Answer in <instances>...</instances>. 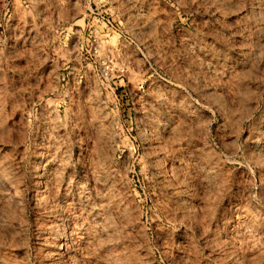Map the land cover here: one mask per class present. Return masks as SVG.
Here are the masks:
<instances>
[{"label":"rangeland","instance_id":"374dc122","mask_svg":"<svg viewBox=\"0 0 264 264\" xmlns=\"http://www.w3.org/2000/svg\"><path fill=\"white\" fill-rule=\"evenodd\" d=\"M0 121V264H264V0H0Z\"/></svg>","mask_w":264,"mask_h":264},{"label":"bare ground","instance_id":"6f19581e","mask_svg":"<svg viewBox=\"0 0 264 264\" xmlns=\"http://www.w3.org/2000/svg\"><path fill=\"white\" fill-rule=\"evenodd\" d=\"M190 46H191V45H190ZM194 47H195V46H194ZM193 49H194V48H193ZM205 62H206V61H205ZM211 62H212V61H211ZM216 69H217V68H216ZM215 71H216V70H215ZM222 72H223V71H222ZM207 94H208V93H207ZM8 105H9V104H8ZM4 114H5V113H4ZM18 115H19V114H18ZM0 122H1V121H0ZM15 125H16V124H15ZM160 125H161V124H160ZM159 127H160V126H159ZM0 130H1L0 137L2 136V139H3L4 137H6L8 140L11 139L12 135H11V133H10V129H4V128L2 129V128H0ZM46 133H47V132H46ZM14 134H15V133H14ZM21 134H22V133H21ZM42 134H43V133H42ZM34 136H35V135H34ZM47 136H48V135H47ZM36 137H37V136H36ZM16 138H18V137H16ZM43 138H44V137H43ZM46 138H47V137H46ZM263 138H264V137H263ZM12 139H13V138H12ZM44 139H45V138H44ZM47 139H48V138H47ZM99 139H100V138H99ZM5 140H6V139H5ZM6 141H7V140H6ZM41 141H43V140H41ZM2 142H3V140H2ZM7 142H9V141H7ZM5 143H6V142H5ZM261 143H262V142H261ZM0 144H2V143H0ZM263 144H264V143H263ZM37 147H38V146H37ZM1 148H2V147H1ZM8 148H10V147H8ZM257 149H258V148H257ZM5 151H6V150H5ZM10 151H11V150H10ZM10 151H9V152H10ZM109 152H110V151H109ZM257 152H258V151H257ZM1 153H3V152H0V168H2V171H3V170L6 169V168L8 169V167H7V162H6L5 159H4L5 156L3 155V156H4V157H3V156L1 155ZM11 153H12V152H11ZM42 154H43V153H42ZM53 154H54V153H53ZM14 155H15V154H14ZM20 155H22V154H20ZM101 155H102V154H101ZM41 156H42V155H41ZM49 156H50V155H49ZM49 156H48V157H49ZM263 157H264V156H263ZM16 158H17V157H16ZM49 158H50V157H49ZM59 158H61V157H59ZM106 158H107V157H106ZM26 159H27V158H26ZM9 160H10V159H9ZM19 160H20V159H19ZM10 161H11V160H10ZM13 161H14V160H13ZM46 161H47V160H46ZM50 161H51V160H50ZM37 162H38V161H37ZM41 162H42V161H41ZM52 162H53V161H52ZM8 163H11V162L8 161ZM12 163H13V162H12ZM33 163H34V161H33ZM42 163H43V162H42ZM44 163H46V162L44 161ZM53 163H54V162H53ZM57 163H58V162H57ZM63 163H64V162H63ZM13 164H14V163H13ZM20 164H21V163H20ZM36 164H37V163H36ZM36 164H35V165H36ZM39 164H40V163H39ZM8 165H9V164H8ZM32 165H33V164H32ZM46 165H47V164H46ZM48 165H49V163H48ZM36 166H37V165H36ZM42 166H43V165H42ZM57 166H58V165H57ZM9 167H10V166H9ZM13 167H14V166H13ZM37 167H38V166H37ZM55 167H56V166H55ZM207 167H208V166H207ZM42 168H43V167H42ZM63 168H64V167H63ZM76 168H77V167H76ZM12 169H13V168H12ZM38 169H39V168H38ZM46 169H47V168H46ZM73 169H74V168H73ZM90 169H91V168H90ZM10 170H11V169H10ZM13 170H14V169H13ZM13 170H12V171H13ZM32 170H33V169H32ZM40 170H41V169H40ZM52 170H54V169H52ZM60 170H61V169H60ZM2 171L0 170V172H2ZM5 171H6V170H5ZM8 171H9V170H7V172H8ZM45 171H46V170H45ZM45 171H44V173H45ZM50 171H51V170H50ZM58 171H59V170H58ZM59 172H60V171H59ZM73 172H74V171H73ZM3 173H4V172H3ZM10 173H12V172H10ZM16 173H17V172H16ZM31 173H32V172H31ZM54 173H55V172H54ZM52 174H53V172H52ZM52 174H51V176H52ZM73 174H74V173H73ZM98 174H99V173H98ZM0 175H1V174H0ZM5 175H6V174H5ZM49 175H50V174H49ZM54 175H55V174H54ZM54 175H53V176H54ZM78 175H79V174H78ZM1 176H2V175H1ZM10 176H11V175H10ZM19 176H20V175H19ZM47 176H48V175H47ZM51 176H49V177H51ZM67 176H68V175H67ZM73 176H74V175H73ZM11 177H12V176H11ZM26 177H27V176H26ZM32 177H33V180H34L35 182H42L41 184H44L43 181H46V177H45V175H43L42 171H35V172H34V175H33ZM54 177H57V176H54ZM54 177H53V178H54ZM65 177H66V176H65ZM261 177H262V176H261ZM1 178H2V177H1ZM60 178H61V177H60ZM70 178H71V177H70ZM49 179H50V178H49ZM66 179H67V177H66ZM68 179H69V178H68ZM68 179H67V182L70 181V180H68ZM78 179H79V178H78ZM78 179H77V180H78ZM1 180H2V179H1ZM23 180H25V179H23ZM50 180H51V179H50ZM50 180H49V181H50ZM52 180H56V179H52ZM73 180L76 181L75 178H74ZM3 181H4V180H3ZM47 181H48V180H47ZM47 181H46V182H47ZM57 181H58V180H57ZM75 181H74V182H75ZM78 181H79V180H78ZM101 181H102V180H101ZM17 182H18V181H17ZM17 182H16V183H17ZM23 182H24V181H23ZM30 182H31V181H30ZM54 182H55V181H54ZM62 182L64 183V181H62ZM1 183H2V182H1ZM3 183H4V182H3ZM3 183H2V185H0V192H2V191L4 190V189H3V188H4ZM49 183H52V182H49ZM56 183H57V182H56ZM60 183H61V182H60ZM94 183H95V182H94ZM5 184L7 185V183H5ZM5 184H4V185H5ZM9 184H10V183H9ZM13 184H14V182H13ZM68 184H72V183H68ZM18 185H19V184H18ZM44 185H45V184H44ZM77 185H79V184H77ZM93 185H94V184H93ZM9 186H10V185H9ZM52 186H53V185H52ZM61 186H62V185H61ZM63 186H64V185H63ZM75 186H76V185H75ZM95 186H96V185H95ZM6 187L8 188V192H9L10 189H9L8 185H7ZM29 187H30V186H29ZM39 187H40V186H39ZM43 187H44V186H43ZM57 187H58V186H57ZM73 187H74V186H73ZM97 187H98V186H97ZM10 188H11V187H10ZM13 188H14V187H13ZM13 188H12V189H13ZM32 188H33V187H32ZM32 188H31V190H33ZM44 188H46V187H44ZM68 188H69V186H68ZM89 188H92V187H89ZM89 188H88V189H89ZM93 188H94V187H93ZM1 189H2V190H1ZM14 189H15V188H14ZM37 189H38V187H37ZM46 189H47V188H46ZM50 189H52L51 186H50ZM50 189H49V190H50ZM53 189H55V188H53ZM59 189H60V187H59ZM61 189H62V188H61ZM61 189H60V190H61ZM64 189H65V188H64ZM70 189H71V188H70ZM74 189H75V188H74ZM6 190H7V189L5 188V191H6ZM18 190H19V189H18ZM65 190H66V189H65ZM80 190L82 191V189H80ZM10 191H11V190H10ZM38 191H39V189H38ZM40 191H41V189H40ZM58 191H59V190H58ZM75 191H76V190H74V192H75ZM85 191H86V189H85ZM91 191H92V189H91ZM94 191H95V190H94ZM113 191H114V190H113ZM6 192H7V191H6ZM16 192H17V191H16ZM36 192H37V191H36V188H35V193H36ZM44 192H45V191H44ZM56 192H57V191H56ZM59 192H60V191H59ZM66 192H67V190H66ZM77 192H78V191H76V193H77ZM20 193H21V192H20ZM31 193H32V192H31ZM47 193H48V192H47ZM49 193H52V192H49ZM61 193H62V192H61ZM61 193H60V194H61ZM63 193H64V191H63ZM67 193H68V192H67ZM85 193H86V192H85ZM89 193H90V192H89ZM94 193H96V192H94ZM111 193H112V192H111ZM5 194H6V193H5ZM9 194H10V193H9ZM33 194H34V193H33ZM53 194H54V192H53ZM113 194H114V192H113ZM121 194H122V192H121ZM0 195H1V194H0ZM6 195H7V194H6ZM12 195H13V193H12ZM21 195H22V194H21ZM40 195H41V194H40ZM55 195H57V194H55ZM55 195H54V197H55ZM63 195H64V194H63ZM70 195H71V192H70ZM80 195H81V193H80ZM95 195H96V194H95ZM260 195H261V194H260ZM2 196L4 197V194H3V193H2ZM2 196H1V198H2ZM15 196H16V195H15ZM46 196H47V195H46ZM81 196H82V195H81ZM84 196H85V195H84ZM112 196H113V195H112ZM9 197H10V196H9ZM35 197H36V196H35ZM41 197H42V196H41ZM48 197L51 198V195H49ZM52 197H53V196H52ZM58 197H60V196H58ZM61 197H62V195H61ZM66 197H67V196H66ZM68 197H69V196H68ZM71 197H72V196H71ZM76 197H77V196H76ZM78 197H79V195H78ZM78 197H77V198H78ZM93 197H94V196H93ZM96 197H97V196H96ZM100 197H101V196H100ZM116 197H117V196H116ZM4 198H5V197H4ZM10 198H12V197H10ZM14 198H15V197H14ZM55 198H56V197H55ZM74 198H75V197H74ZM77 198H76V199H77ZM83 198H84V197H83ZM83 198H81V199H83ZM85 198H86V197H85ZM87 198H88V196H87ZM87 198H86V200H87ZM122 198H123V197H122ZM5 199H6V198H5ZM5 199H4V200H5ZM15 199H18V198L16 197ZM33 199H34V201H35V198H33ZM36 199H37V197H36ZM38 199H39V198H38ZM51 199H53V198H51ZM51 199H50V200H51ZM90 199H91V198H90ZM7 200H8V199H7ZM18 200H19V199H18ZM39 200H40V199H39ZM55 200H56V199H55ZM58 200L60 201V199H58ZM62 200H63V199H62ZM68 200H69V199H68ZM77 200H79V199H77ZM88 200H89V198H88ZM92 200H93V199H92ZM92 200H91V201H92ZM115 200H117V199H115ZM8 201H9V200H8ZM11 201H13V202L15 203L14 200L11 199ZM19 201H20V200H19ZM98 201H99V200H98ZM102 201H103V200H102ZM0 202H4V201H1V199H0ZM13 202H11V203L13 204ZM35 202H37V201H35ZM44 202H45V201H44ZM48 202H49V201H48ZM48 202H47V203H48ZM50 202H51V201H50ZM50 202H49V203H50ZM70 202H71V201H70ZM106 202H107V201H106ZM110 202H111V201H110ZM119 202H120V201H119ZM5 203H6V202H5ZM11 203H10V204H11ZM37 203H38V202H37ZM41 203H42V202H41ZM63 203H65V202H63ZM66 203H67V202H66ZM82 203H83V202H82ZM82 203H81V204H82ZM93 203H94V202H93ZM96 203H97V202H96ZM100 203L102 204V202H100ZM100 203H99V204H100ZM114 203H115V202H114ZM0 204H1V203H0ZM12 204H11V205H12ZM39 204H40V203H38V205H39ZM54 204H55V203H54ZM56 204H57V201H56ZM117 204H118V203H117ZM8 205H9V204H8ZM18 205H19V204H18ZM18 205L16 206V203H15V206H14V204H13L14 207H18ZM33 205H34V204H33ZM58 205H59V204H58ZM64 205H65V204H64ZM68 205H69V204H68ZM75 205L77 206V204H75ZM82 205H83V204H82ZM91 205H92V204H91ZM96 205H97V204H96ZM112 205H113V204H112ZM118 205H119V204H118ZM1 206H2V205H1ZM3 206H4V205H3ZM6 206H7V205H6ZM24 206H25V205H24ZM36 206H37V205H36ZM69 206H70V205H69ZM83 206H84V205H83ZM83 206H82V207H83ZM109 206H110V205H109ZM113 206H114V205H113ZM121 206H122V205H121ZM7 207H8V206H7ZM14 207H13V208L11 207V208L14 209ZM21 207H22V206H21ZM49 207H51V206H49ZM52 207H53V206H52ZM61 207H62V205H61ZM91 207H92V206H91ZM96 207H97V206H96ZM100 207H101V206H100ZM1 208H2V207H1ZM18 208H19V207H18ZM24 208H25V207H24ZM58 208H59V207H58ZM78 208H79V207H78ZM87 208H88V207H87ZM89 208H90V207H89ZM4 209H5V207H4ZM7 209H8V208H7ZM42 209H43V208H42ZM44 209H45V208H44ZM48 209H49V208H48ZM52 209H53V208H52ZM67 209H68V208H67ZM72 209H73V208H72ZM75 209H76V208H75ZM75 209H73V210H75ZM82 209H83V208H82ZM84 209H85V208H84ZM98 209H99V207H98ZM110 209H111V208H110ZM115 209H117V208H115ZM240 209H242V208H240ZM243 209H244V208H243ZM251 209H252V208H251ZM0 210H2V209H0ZM10 210H11V209H10ZM10 210H9V211H10ZM46 210H47V209H46ZM61 210H62V209H61ZM65 210H66V209H65ZM119 210H120V209H119ZM9 211H8V212H9ZM14 211H15V210H14ZM14 211H13V213H14ZM37 211H39V210H37ZM42 211H43V210H42ZM53 211H54V210H53ZM53 211H52V212H53ZM58 211H59V209H58ZM62 211H64V210H62ZM77 211H78V210H77ZM83 211H84V210H83ZM85 211H86V210H85ZM95 211H96V209H95ZM0 212H1V211H0ZM4 212H6V211H4ZM35 212H36V211H35ZM50 212H51V211H50ZM54 212H55V211H54ZM71 212H72V211H71ZM97 212H98V211H97ZM106 212H107V210H106ZM111 212H112V211H111ZM119 212H120V211H119ZM18 213H19V212H18ZM60 213H61V212H60ZM74 213H75V212H74ZM77 213H79V211H78ZM81 213H82V212H81ZM93 213H95V212H93ZM0 214H1V213H0ZM14 214H16V213H14ZM41 214L44 215V213H41ZM48 214H49V213H48ZM55 214H56V213H55ZM65 214H66V213H65ZM67 214H68V213H67ZM79 214H80V213H79ZM103 214H105V213H103ZM120 214H121V213H120ZM60 215H61V214H60ZM62 215H63V214H62ZM71 215H72V214H71ZM73 215H74V214H73ZM107 215H109V214H107ZM2 216H3V215H2ZM6 216H7V215H6ZM46 216H47V215H46ZM74 216H75V215H74ZM82 216H84V214H82L80 217H82ZM86 216H87V215H86ZM91 216H92V213H91ZM91 216L89 215V217H91ZM98 216H100V214H99ZM101 216H102V215H101ZM0 217H1V216H0ZM4 217H5V216H4ZM12 217H13V216H12ZM51 217H53V216H51ZM56 217H57V215H56ZM58 217H59V216H58ZM61 217H62V216H61ZM66 217H67V215H66ZM94 217H95V215H94ZM1 218H2V217H1ZM6 218H7V217H6ZM78 218H79V217H78ZM85 218H86V217H85ZM85 218H84V219H85ZM105 218H106V217H105ZM4 219H5V218H4ZM56 219H57V218H56ZM84 219H83V220H84ZM87 219H89V218H87ZM87 219H85V220L87 221ZM126 219H127V218H126ZM37 220H38V219H37ZM49 220H50V219H49ZM51 220H52V219H51ZM57 220H58V219H57ZM57 220H56V221H57ZM80 220H81V219H80ZM92 220H93V219H92ZM95 220H96V219H95ZM56 221H55V222H56ZM73 221H74V220H73ZM76 221H77V220H76ZM64 222H65V221H64ZM66 222H67V221H66ZM66 222H65V223H66ZM80 222H81V221H80ZM91 222H92V221H91ZM91 222H90V223H91ZM100 222H101V221H100ZM19 223H20V222H19ZM19 223H18V224H19ZM29 223H30V222H29ZM44 223H46V222H44ZM60 223H61V222H60ZM67 223H68V222H67ZM74 223H75V222H74ZM76 223H78V222H76ZM250 223H251V222H250ZM11 224H13V223H11ZM33 224H34V222H33ZM51 224H52V223H51ZM61 224H62V223H61ZM80 224H81V223H80ZM86 224H87V223H86ZM95 224H96V221H95ZM245 224H246V223H245ZM2 225H3V224H2ZM5 225L8 226L7 224H5ZM36 225H37V224H36ZM48 225H49V227H51V225L47 223V226H48ZM55 225H56V224H55ZM62 225H63V224H62ZM82 225H83V223H82ZM90 225H91V224H89V226H90ZM96 225H97V224H96ZM105 225H106V224H105ZM241 225H242V224H241ZM18 226H19V225H18ZM63 226H64V225H63ZM63 226H62V227H63ZM65 226H66V224H65ZM117 226H118V225H117ZM13 227H14V224H13ZM25 227H26V226H25ZM40 227H41V226H40ZM56 227H57V226H56ZM60 227H61V226H60ZM70 227H71V226H70ZM77 227H78V226H77ZM81 227H86V226H81ZM226 227H227V226H226ZM20 228H21V227H20ZM65 228H67V227H65ZM72 228H74V227H72ZM87 228H88V225H87ZM89 228H90V227H89ZM118 228H119V227H118ZM118 228H117V229H118ZM7 229H8V228H7ZM43 229H44V228H43ZM45 229H46V228H45ZM60 229H61V228H60ZM91 229H92V228H91ZM93 229H95V228H93ZM246 229H247V228H246ZM9 230H10V229H9ZM41 230H42V229H41ZM48 230H49V229H48ZM58 230H59V229H58ZM67 230H68V229H67ZM72 230H74V229H72ZM79 230H80V229H79ZM86 230H87V229H86ZM86 230H83V231H86ZM95 230H96V229H95ZM97 230H98V229H97ZM101 230H102V229H101ZM126 230H127V229H126ZM253 230H254V229H253ZM18 231H19V230H18ZM39 231H40V230H39ZM99 231H100V230H99ZM239 231H240V230H239ZM243 231H244V230H243ZM255 231H256V230H255ZM255 231H254V232H255ZM20 232H21V231H20ZM41 232H42V231H41ZM65 232H66V231H65ZM72 232H73V231H72ZM72 232H71V233H72ZM74 232H76V230H74ZM86 232H88V231H86ZM96 232H97V231H96ZM96 232H95V233H96ZM246 232H247V231H246ZM1 233H2V232H1ZM37 233H38V232H37ZM37 233H36V234H37ZM105 233H107V232H105ZM14 234H15V233H13V235H14ZM19 234H20V233L18 232V235H19ZM36 234H35V235H36ZM38 234H39V233H38ZM68 234H69V233H68ZM77 234H79V233H77ZM86 234H88V236H89V232L86 233ZM110 234H111V233H110ZM52 235H54V234H52ZM75 235H76V233H75ZM81 235H83V234H81ZM94 235H95V234H94ZM232 235H233V233H232ZM235 235H236V234H235ZM254 235H255V234H254ZM254 235H253V236H254ZM21 236H22V235H21ZM48 236H49V235H48ZM55 236H56V235H55ZM86 236H87V235H86ZM88 236H87V238H88ZM102 236H105V235H102ZM22 237H23V236H22ZM53 237H54V236H53ZM79 237H81V236H79ZM83 237H84V236H83ZM99 237H101V235H100ZM99 237H98V238H99ZM232 237H233V236H232ZM39 238H40V237H39ZM55 238H56V237H55ZM85 238H86V237H85ZM90 238H91V236H90ZM96 238H97V237H96ZM103 238H104V237H103ZM263 238H264V237H262V239H263ZM16 239H17V238H16ZM36 239H38V238L36 237ZM42 239H43V238H42ZM45 239H47V238H45V236H44V240H45ZM77 239H78V238H77ZM83 239H84V238H83ZM88 239H89V238H88ZM88 239H87V240H88ZM4 240H5V239H4ZM14 240H15V239H14ZM44 240H43V241H44ZM85 240H86V239H85ZM89 240H90V239H89ZM91 240H92V239H91ZM99 240H100V239H99ZM213 240H214V239H213ZM15 241H16V240H15ZM79 241H80V240H79ZM81 241H82V240H81ZM93 241H95V240H93ZM36 242H37V241H36ZM44 242H45V241H44ZM51 242H52V241H51ZM97 242H98V241H97ZM241 242H242V241H241ZM46 243H47V242H46ZM82 243H83V242H82ZM94 243H95V242H94ZM111 243H112V242H111ZM260 243H261V242H260ZM17 244H18V243H17ZM51 244H52V243H51ZM79 244H80V243H79ZM83 244H84V243H83ZM85 244H87V243H85ZM89 244H90V243H89ZM35 245H36V244H35ZM95 245H96V244H95ZM31 246H32V245H31ZM38 246H40V245H38ZM83 246H84V245H83ZM259 246H260V245H259ZM63 247H64V245H63ZM86 247H87V246H86ZM120 247H121V246H120ZM257 248H258V247H257ZM71 249H72V248H71ZM84 249H85V248H84ZM122 249H123V248H122ZM259 249H260V248H259ZM53 250H54V249H53ZM76 250H77V249H76ZM123 250H124V249H123ZM239 251H240V250H239ZM39 252H40V251H39ZM50 252H51V250H50ZM52 252H53V251H52ZM44 253H46V252H44ZM47 253H48V252H47ZM54 253H55V252H54ZM60 254H61V253H60ZM218 254H219V253H218ZM227 254H228V253H227ZM229 254H230V253H229ZM73 255H74V254H73ZM90 255H91V254H90ZM90 255H89V256H90ZM225 255H226V254H225ZM1 256H2V255H1ZM43 256H44V255H43ZM54 256H55V255H54ZM245 256H246V255H245ZM2 257H3V256H2ZM46 257H47V256H46ZM79 257H80V256H79ZM5 258H6V257H5ZM238 258H239V257H238ZM66 259H67V258H66ZM239 259H240V258H239ZM239 259H238V260H239ZM68 260H69V259H68ZM73 260H74V259H73ZM88 260H89V259H88ZM225 260H226V259H225ZM248 260H249V259H248ZM74 261H75V260H74ZM233 261H234V260H233ZM12 262H13V261H12ZM75 262H76V261H75ZM7 263H8V262H7ZM47 263H48V262H46V264H47ZM229 264H230V263H229Z\"/></svg>","mask_w":264,"mask_h":264}]
</instances>
